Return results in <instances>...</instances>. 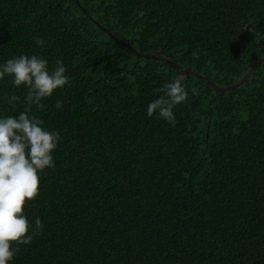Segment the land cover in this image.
Wrapping results in <instances>:
<instances>
[{
    "label": "trees",
    "instance_id": "1",
    "mask_svg": "<svg viewBox=\"0 0 264 264\" xmlns=\"http://www.w3.org/2000/svg\"><path fill=\"white\" fill-rule=\"evenodd\" d=\"M77 1L137 52L219 86L264 51V0ZM20 55L50 69L59 58L69 82L44 109L31 106L60 140L24 206L42 232L9 264H264V59L214 92L136 59L73 0H0V65ZM174 80L188 90L175 123L149 117L157 89ZM26 93L0 80V118L24 111Z\"/></svg>",
    "mask_w": 264,
    "mask_h": 264
},
{
    "label": "clouds",
    "instance_id": "2",
    "mask_svg": "<svg viewBox=\"0 0 264 264\" xmlns=\"http://www.w3.org/2000/svg\"><path fill=\"white\" fill-rule=\"evenodd\" d=\"M36 44L43 46L44 41L37 38ZM66 71L59 58L50 69L47 60L36 55H20L0 65V80L11 77L14 86L27 88L25 110L18 116L0 118V264H9L21 245L31 244L42 232L41 220L30 223L24 206L39 195V174L55 167L52 153L60 134L45 129L43 121L30 114L31 106L44 109L42 100L69 82ZM157 91L163 95L149 103L147 115L158 114L174 124L173 109L187 101L188 90L180 80H174ZM191 92L194 96L199 94L195 87ZM19 100L14 95L9 102ZM61 106L62 102L57 101L56 107Z\"/></svg>",
    "mask_w": 264,
    "mask_h": 264
},
{
    "label": "water",
    "instance_id": "3",
    "mask_svg": "<svg viewBox=\"0 0 264 264\" xmlns=\"http://www.w3.org/2000/svg\"><path fill=\"white\" fill-rule=\"evenodd\" d=\"M73 2L78 6V8L83 12V14L89 19L91 20L97 27L101 28L103 30V32H105L110 38H112L113 40H115L116 42H118L119 44H122L124 47H126L130 52H132L136 59L139 58H151V59H157L160 60L168 65H171L185 73H188L191 76H194L196 78H198L199 80H202L203 82L207 83L214 92L217 91H228L231 90L237 86H239L248 76L249 74L258 66V64L261 62V60L264 59V51L248 66V68L246 69V71L236 80H234L232 83L226 85V86H219L214 84L211 80H209L208 78L198 74L197 72H194L188 68L182 67L181 65H179L178 63H175L165 57L156 55V54H143V53H139L137 52L134 48L130 47L128 44H126L122 39L116 38L114 35H112L106 28L102 27V25L100 23H98L97 21H95L85 10L84 8L79 4V2L77 0H73Z\"/></svg>",
    "mask_w": 264,
    "mask_h": 264
}]
</instances>
